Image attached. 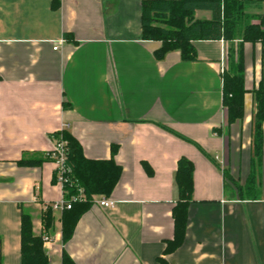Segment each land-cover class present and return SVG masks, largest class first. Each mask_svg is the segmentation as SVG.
Returning <instances> with one entry per match:
<instances>
[{"label": "crops", "instance_id": "1", "mask_svg": "<svg viewBox=\"0 0 264 264\" xmlns=\"http://www.w3.org/2000/svg\"><path fill=\"white\" fill-rule=\"evenodd\" d=\"M142 1L0 0V264H20L22 211L35 235L53 237L43 248L49 264H61L63 251L74 264H264V124L257 189L236 186L244 188L252 170L260 45L242 44L243 119L225 135L220 75L228 43L195 40L196 60L178 51L158 60L160 42L142 38ZM60 131L88 159L109 160L114 146L121 167L111 193L95 196L114 207L90 205L66 243L63 213L51 211L48 230L42 220L44 205L62 196L44 156ZM181 158L193 165L192 195L183 241L165 252Z\"/></svg>", "mask_w": 264, "mask_h": 264}, {"label": "trees", "instance_id": "2", "mask_svg": "<svg viewBox=\"0 0 264 264\" xmlns=\"http://www.w3.org/2000/svg\"><path fill=\"white\" fill-rule=\"evenodd\" d=\"M254 1L264 3V0H143L141 2L142 38L160 42V46L154 51L158 60L170 51H178L181 60L185 62L196 60L193 46L195 40H223L228 43L225 51L226 64L220 75L225 135L231 124L243 119V99L247 89L244 86L242 44L250 42L260 45L262 76L257 86L251 90L254 100L251 119L252 170L244 188L236 185L238 193L247 194L257 189L254 171L261 159L264 124V12L248 13V4ZM197 10L209 11L210 18L192 19ZM215 132L220 134L221 128L215 129ZM59 135L67 141V163L71 169L67 174L63 193L69 198L80 187L86 198L85 201L76 202L71 209L63 212L61 238L62 242L66 243L72 235L78 217L93 204V197L108 196L111 193L119 180L121 167L113 159L116 152L114 146L109 160H92L83 155L79 142L71 134L65 131L55 133L56 138ZM176 135L195 144L186 137ZM20 163L28 162L21 160ZM192 172L191 161L181 158L175 174L178 199L172 210L174 234L173 239L167 241L165 252L173 251L183 241L186 207L191 200L193 189ZM53 182H56L55 177ZM42 220L45 230L52 227L53 217L50 210L43 213ZM20 255V264H49L42 247L41 234L33 233L31 217L24 211L21 212ZM61 264H74L64 251ZM161 264L166 263L161 260Z\"/></svg>", "mask_w": 264, "mask_h": 264}, {"label": "built area", "instance_id": "3", "mask_svg": "<svg viewBox=\"0 0 264 264\" xmlns=\"http://www.w3.org/2000/svg\"><path fill=\"white\" fill-rule=\"evenodd\" d=\"M63 43V40L60 39L57 42V45L53 46V50H57L58 46ZM45 158L51 161L55 166L54 177L55 183L60 185L62 196L50 203L44 205V210L55 211L63 213L66 210L71 209L72 205L76 202L85 201V195L82 188H78L77 192L71 195L69 198L65 197L63 193V186L67 181V174L70 172V167L67 163V141L63 139L60 135L58 138L55 137L54 143L49 151L45 153ZM93 204H97L99 207L103 208H113L115 201L106 198H95L92 199ZM42 237V247L46 250L50 249V246L53 243V237L49 236L47 233H41Z\"/></svg>", "mask_w": 264, "mask_h": 264}, {"label": "rangeland", "instance_id": "4", "mask_svg": "<svg viewBox=\"0 0 264 264\" xmlns=\"http://www.w3.org/2000/svg\"><path fill=\"white\" fill-rule=\"evenodd\" d=\"M261 5H262V3H260V2H256V1H254L253 3L250 2V3L248 4V8H249L248 13H253L252 11H255V12L260 11V12H262L263 7H262ZM255 6H258L257 11L253 9V8H255ZM259 8H260V9H259ZM204 17H205V15H203V14L195 15V13H194L192 19H205ZM186 20H187V19H186ZM234 43H237V42H234ZM45 233H46V232H45ZM47 234H48V233H47Z\"/></svg>", "mask_w": 264, "mask_h": 264}]
</instances>
